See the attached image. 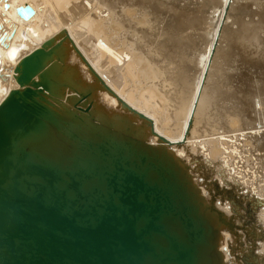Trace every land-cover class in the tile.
<instances>
[{"label":"water","instance_id":"1","mask_svg":"<svg viewBox=\"0 0 264 264\" xmlns=\"http://www.w3.org/2000/svg\"><path fill=\"white\" fill-rule=\"evenodd\" d=\"M60 47L24 54L0 100V264H215L214 227L169 154L98 118L89 91L57 106Z\"/></svg>","mask_w":264,"mask_h":264},{"label":"bare ground","instance_id":"2","mask_svg":"<svg viewBox=\"0 0 264 264\" xmlns=\"http://www.w3.org/2000/svg\"><path fill=\"white\" fill-rule=\"evenodd\" d=\"M234 1L236 0H206L204 4H206L207 6L210 4L212 5V4L218 3V4H215V6L218 5L216 8L221 7V9H224L227 13V14L225 13L227 16L228 13L231 15L233 13L230 11V9L232 11H235L233 10V8L237 7L236 6L237 3L235 4ZM237 2H239V0H237ZM263 2L261 4H264ZM26 3H30V5H32L35 8V13L30 18H27V19L21 16L17 12V7L21 4H26ZM242 3L243 5H245V7L247 6L246 3L249 4V2L240 1V3H238V6ZM257 3H260V2H257ZM101 4L102 5L104 4L107 7V9H109L112 12L114 16H119L121 18L128 16L126 13V11L128 10L127 8H129L127 12L131 10L147 12L148 15L151 16V21L153 23V30H150V27L148 25H143V26L138 27L139 31H142V35H143L142 42L140 43H134L130 39L122 40L120 36V32H121L120 28H116V29L113 28L112 30L114 31H112L110 26L105 24L102 14L99 13L103 9ZM204 4H203V7L206 9ZM232 4L233 5L235 4V7L233 6V8H231ZM190 5L191 3L187 0H0V37L2 35L4 36V40L0 39V100L9 92V90L12 87L18 86V82L14 75L15 73L14 69L19 59L24 54L28 53L35 47L40 46L41 43L46 38L54 36L56 42L58 43V45H61V47L58 51L54 53V55L52 56V60L48 62V64H52L55 67H57L56 79L58 78L61 81V87L59 91L62 97L61 96L59 98L55 97V99H57L58 101L57 106L60 109L64 107H68V106L74 107L72 102H75V100L78 98L81 92L89 91L88 99L89 101L93 102L91 111L98 118L102 119L103 121H107V122L112 121L113 123H115L116 129L123 131L125 134L133 135L137 137L138 139H141L142 142L149 145L150 147H155L161 151L164 150L165 152L169 154V157L172 159V161L181 171V175L185 179L188 186L194 191V195L197 201L199 202L200 210L208 218V220L214 227L215 241H214L213 249L216 252V256H215L216 263L215 264H264V209H263L264 208V189H261L260 187V185L264 186V122L259 118L257 119L258 121L256 120L258 124L257 122L252 124V122L245 121L246 125L242 127H238L239 129L232 130V132L241 131L240 132L241 134L232 133L230 143H226L225 141H223L226 139L220 138V134H226V131H230L227 127H225L227 128L225 130L220 129V131L216 130V132H213V133L206 132V134H201L202 135L201 137L194 136L193 133L195 132L192 133L193 136L190 135V131L186 132L187 134H185V132L182 131L184 132L185 136L184 134L183 136H180L179 134L175 135L176 131L173 132V130H171L170 125H169L170 122H168V119L170 117L168 116L169 118H167V116L165 115L167 113L164 111V108L167 105L169 107L172 104L175 105V103L177 102L172 103L170 105L167 104L171 102V100L168 98V96H170L169 95L170 91H168L167 89L168 85L162 84L159 78V76H162V75L164 76V73L162 72H165L167 70L159 69L155 71L154 66L152 65L150 61L151 58L155 59V56L154 55L152 56L150 52L148 53V51H146V48H145L148 45L144 43V40H147L145 35H150V34L152 35V33L154 32L155 38L154 37L152 38H154L155 40L154 39L153 40L157 41L158 43L157 45L156 44L155 45L160 47L161 50L163 49V52H165V53L160 52L161 53V54L159 53L160 55H157V54L156 55L158 56V58H161V56L162 58H164L167 55L166 52H168L166 49L172 48L170 46L167 47L169 36L168 38H166L167 35L163 36L164 34L171 32L169 34L170 36L173 33L172 35L173 38L177 37L179 38V40L181 39V41H183L186 38L192 39V33L196 34L198 29L199 31H201L200 28L204 30L202 26L204 27L205 21L207 23V21L210 20L208 18L209 16H207L206 18L205 14H202L204 13L200 9V8H203V7H200L202 5L199 4L197 8H195V6L192 7V5L191 6ZM259 5L258 6L256 5V7L258 8ZM248 6H250V4ZM251 7L252 6H250V8ZM254 7L255 6H253V8ZM262 7L264 6L262 5ZM235 9L237 10L238 7ZM251 9L247 10L245 8L244 10L245 11L247 10V11L244 13H246L247 15V13L251 11ZM208 10H211V9H208ZM252 11L251 13L248 14L250 15V17L248 18H245L246 15L243 16L244 13L242 14L241 17H239L242 22L241 24L242 27H239L241 28L240 31L237 28L240 25L237 24L238 22L235 23V20H237L238 18L234 16L235 14L241 15V13H237V12H235V14L232 15L234 18H237V19H234V21H232L231 23L232 24L234 23L233 25L236 24L238 26L236 27L235 25V28L233 27L229 28L228 25L230 24H227L228 28L227 27L225 28L226 30L234 29L232 30L234 32L229 30L230 33L232 34L235 33L236 31L235 29L237 28L239 31L238 35H240L239 38L240 37L241 38L239 39L235 37L237 34L236 35L233 34L235 35L233 39L236 40L237 38L238 41L240 40L241 44L243 42H246L245 44H247V42L249 43L251 42L253 44H256L257 42L258 43L262 42L263 44L264 35H262V37H259V36L262 33L261 31L263 30L262 26L264 24V9L262 10L260 8V9H257L256 11H253V12ZM205 12L207 15L208 13L207 9ZM210 12L212 13L213 10ZM210 12L209 14H211ZM239 12H240V9H239ZM255 14H257V16L259 14V16L256 17ZM214 15L218 17L216 22H214L216 19L214 21L212 20V23L214 25V30L213 28H210L205 25L209 29H212L214 32H213V37L211 38L212 39L211 42L208 43L207 41H209V39L205 40L206 38L205 39L203 38L208 44L206 45L205 49L202 48L204 49L203 50L204 53L201 52L203 53V55L201 54L203 56L202 57L203 66L200 64L201 62L199 64H200V70L202 69L201 66L203 67L201 71L202 73H200L201 75L199 76L198 75L200 72L199 70L197 72L198 74H197V77H195V79L204 80L205 77L207 78L208 76H210L208 75V72H210L211 70L210 73L212 74V72L217 69V68L213 69V71L211 69L217 66V62H216V65L214 63L218 58L217 56H219L220 58L225 52V50L223 49H226V48H223L224 46L223 47L221 46L220 49L222 50L217 49L218 39L219 40L221 39V41H223L225 45L227 41L225 42L222 39L225 38V40H227L228 35L226 34L227 35L226 37L219 38L220 33L222 31L225 32V30H222L224 29V22L221 23L219 21V17L221 18V15L213 12L211 16L214 17ZM138 22H139L138 19H132L131 17L128 18L127 20L128 24L134 23L136 26L141 25ZM202 22H203V25H202ZM208 28L207 30L209 32L212 31V30H209ZM196 29L197 31L194 33ZM259 29H262V30H260L258 34L257 31ZM149 30L151 32H149ZM203 30L201 32L206 34L205 32L207 31L203 32ZM238 31L236 32L238 33ZM226 33L229 34L228 31H226ZM126 35L128 37L131 36L128 32H126ZM200 36L202 37V34ZM209 36H212V35L210 34L208 35V37ZM182 37L185 39L182 40ZM199 37H198V40H199ZM259 38L261 39L259 40L260 42L258 41ZM191 39H189L190 42L187 43L188 44L187 46L192 45ZM228 40L229 42L231 41L230 36ZM181 41L178 43V46L180 43L181 44L183 43ZM193 42L194 41H192V43ZM229 42L226 43L225 47L227 45H228V48L229 46H231L229 45L230 44ZM235 42L237 43V41ZM171 43L173 44L172 41ZM171 43L169 42V45ZM222 43L220 45H223ZM258 43L256 44V46H259V45L261 46V47L259 46V50L262 47L264 48L262 44L258 45ZM196 44L198 43H195V45ZM231 44H233L232 47L235 46L234 42ZM245 44H242V45L244 46ZM253 44L252 46H254ZM199 45H201L200 42L197 46H198V49H201L202 45L200 47ZM236 45L238 46L240 45V43ZM140 46H143L144 48H141ZM178 46L176 47L177 49H178ZM138 47L140 48V52L138 51ZM232 47H230L231 50L234 49L235 51L236 46L233 49ZM240 48H243V47H241L240 45L239 50H241ZM250 48L252 47H249V50ZM180 49H183V48H179V51H181ZM246 49L247 48H245V50ZM172 50H174V47L172 48ZM172 50L169 49V51H172ZM219 50L221 51L222 54L220 53ZM231 50H229V52H232ZM259 50H256V52L258 53L257 57L260 56L263 59L262 60V65H263L264 50L261 49V52H259ZM199 51L200 50H198V52ZM217 51H219L221 55ZM172 52L171 53L169 52V53L173 57ZM181 52L183 53L184 51L182 50ZM247 52L249 53V51ZM256 52H254V55H256L255 54ZM187 53L188 52H186V54ZM216 53L219 54V55L217 54L216 56L217 58L214 57ZM244 53L245 52L242 53V56L246 54ZM251 54H249V56L247 55L248 59H250ZM225 55H223L222 57L224 58ZM229 55L231 57V53ZM229 55L227 56V58L225 57L226 58L225 60L228 59ZM247 56L245 55V57ZM213 57L216 58L215 61L212 60L214 59ZM253 57L255 56H252V58ZM194 58H198V57H194ZM175 59L177 60L178 58H175ZM190 59H192V55ZM190 59L189 57L187 58V60H190ZM198 59L201 61L200 58ZM259 59L260 58H258V60ZM170 60H168V62H170ZM181 60L178 59L179 65H181L180 64L181 62L179 63V61ZM225 60L223 59V61ZM243 60L245 61L247 59L245 58ZM217 61L219 63V60ZM194 62L196 63L199 61L194 60ZM194 62H193L194 67L193 65H191L192 63L191 64L189 63L190 65L188 67L191 68L192 66V68H195L194 70L197 71L195 67L196 64ZM250 62H254V61L247 60L246 63H249L250 65ZM186 63H188V61ZM213 63L215 67L213 66ZM260 63L259 65H261ZM159 64H161V61ZM173 64L178 65L176 61ZM224 64H227V61ZM224 64L223 65L221 64V66H224L221 69L226 68ZM254 65H252V67ZM170 66L172 67V65ZM219 66H217L219 71L216 70V72L214 71L213 73L214 74L218 73V76L220 77L219 78L217 77V78L221 79L222 81L224 77L223 75H225L224 71L226 69H224V71L223 70L220 71ZM171 67L169 68V71ZM177 67L174 69L175 71L178 69ZM186 67H187V64H186ZM188 67L186 69H188ZM250 67L247 66V68L251 70ZM257 68L258 66H256V70H254V72L257 71ZM195 71H194V74H195ZM194 74L192 75L195 76ZM249 75L250 74L248 73V76ZM157 76L158 78H156ZM251 76L253 75H250V77ZM229 77L231 78V76ZM157 81H158V84L156 85ZM206 81L208 80H205V82ZM67 82L69 84L70 82H74V85H71V86L69 85L68 87H66ZM172 82L174 81L172 80ZM217 82L219 83L220 81H217ZM206 83L205 84L203 83V84L206 86ZM224 83H226L225 79H224ZM184 84H187V83L185 82ZM210 85H213V84H210ZM220 85L222 86L221 82H220ZM217 86L216 88H218ZM192 88L193 86H191V89ZM205 90L207 89L204 88V91ZM204 91H203V94H204ZM198 92L197 90L195 91V98L193 95L192 100L194 101L193 103L194 105L192 106H194V108L199 111V108H201V103H202L201 100L204 101L202 98L205 99L206 97H203L201 93V97L197 99ZM214 92H217V91L214 90ZM219 92L220 90L217 93ZM260 92L262 93L258 94L259 99H260L259 107L258 108L255 107L254 109L256 113H259V114H261V112L264 110V95H262L263 94L262 90H260ZM189 93L191 96L190 90H189ZM222 94L226 95L227 92L226 94L224 93ZM67 95L69 96L67 97ZM207 95H208L207 97L210 96L209 94ZM170 97H172V94ZM215 97H217V95H215ZM225 99H227V97ZM229 101L231 100L229 99ZM172 102L174 101L172 100ZM180 103L178 105L180 106L183 105V103L182 104ZM204 103L206 104V101L203 102L202 105H204ZM212 104L214 105V103ZM226 104L227 103H225V106L227 107ZM205 106L204 107L202 106L203 109L206 108L208 105L206 107ZM243 107L245 108V106ZM177 109H178V106H177ZM184 109L185 110L188 109L189 111V107L186 108L184 106ZM221 109H224V108H220V110ZM237 110L239 111L240 109H237ZM243 110L244 109L240 110L243 113V115H241V113L240 114L237 113L238 111H236L235 109L236 111L235 115L239 114V116L241 115L240 117L241 119L246 120L248 119V117L246 116L245 112L248 113V111L244 110L245 111L244 112ZM175 111H176V106H175ZM180 112L183 113L182 111ZM205 113L207 112L205 111ZM221 114H222L221 117H224L223 116L224 114L223 113ZM174 115L172 114L171 116H174ZM227 115H229V112ZM209 116L211 115L209 114ZM216 116H217L216 119L220 118L218 117V115ZM185 118L187 117H183V120ZM195 118H192V119H195ZM208 118L209 120H211L210 119L211 117H208ZM255 118H256V114H255ZM178 121L179 120H177V122ZM191 121L193 122V120ZM214 121H217V120H214ZM218 121H221V119L220 120L218 119ZM256 124L259 126H257ZM187 125L185 126L187 127ZM192 126L193 125L190 126V129ZM221 127L222 126H220L219 128ZM195 128H197V126ZM181 129L182 128H180L179 131H181ZM190 129H187V130H190ZM255 129L256 130L262 129V130H259L255 134H249L251 132H248V130H255ZM204 137H210V139L204 138ZM250 138L252 140H249ZM253 142L255 144H253ZM258 149L259 151L261 149L262 152L261 151L257 152L256 150ZM257 182H259L260 185H257Z\"/></svg>","mask_w":264,"mask_h":264},{"label":"rangeland","instance_id":"3","mask_svg":"<svg viewBox=\"0 0 264 264\" xmlns=\"http://www.w3.org/2000/svg\"><path fill=\"white\" fill-rule=\"evenodd\" d=\"M187 1H189L190 3H191V5H192V7H194L195 6V8H197L198 6H199V4L200 5H202V6H200V7H203V4H204V2H206V0L204 1V0H187ZM203 1V2H202ZM240 1L241 2H249V4H250V6H252L251 8H253V6H255L253 9H251L250 8V6H248L249 4L248 3H246V7H245V5H243V3L242 4H240L239 6H238V3H240ZM251 1H253L254 2V4H256L257 6L259 5V4H261L262 2H263V0H258V1H256V0H251ZM250 0L248 1V0H239V2H237V0L236 1H234V3L236 4V6L238 7V9L236 10L235 8H237V7H235V4L233 5H231L232 7L231 8H233V6L235 7V8H233V10H235V11H232L231 9H230V11L231 12H233L232 13V15H234L235 14V12H237V13H241V15L239 16L238 14H235V16L234 17H237L239 20H240V18L239 17H241L242 16V14L244 13V12H246L247 10H250L251 9V11L253 10V11H256L257 9H264V7H262V5L264 6V4H261V5H259V7L257 8L256 7V5H254L253 4V2H251ZM99 2V1H98ZM200 2V3H199ZM257 2H260V3H257ZM195 3V4H194ZM233 3V2H232ZM264 3V2H263ZM193 4H194V6H193ZM215 4H218V3H215ZM215 4H210V5H207L206 6V4H204V6L206 7V9H207V11H208V13H207V15H206V9L203 7V8H200L204 13H202L201 11V13L202 14H205V16H206V18H207V16H209L208 18L210 19H207V20H209V21H211V22H209V21H207V23H206V21H205V23H204V27L202 26V28H204V30L203 29H201L200 28V30L202 31L203 30V32H205V31H207V32H205L206 34H204V33H202L201 31H199V29H198V31H197V29L194 31V33L196 32V34H193L192 33V39L191 38H189V39H191V44L192 45H189V46H187L188 44V42H190L189 41V39L188 38H183L182 37V40L183 39H185V40H183V41H181V39L179 40V38H177V37H175V38H173V33L171 34V36L169 35L170 33H167V34H164L163 36H165V35H167L166 36V38H168V36H169V40H168V45H167V47H174V50H172V48H169V49H171L172 51H169V49H166L168 52H166V54L168 55H166L165 57H166V59H165V57L164 58H162V56H161V58H158V56L157 55H160L161 53H165V52H163V49L161 50V48L160 47H158V46H156L158 43H157V41H154L155 39V35H154V32L152 33V35L150 34V35H145V37H146V39L147 40H144V43L147 45L145 48H146V51H148V53L150 52L151 54H152V56L154 55L155 56V59L154 58H151L150 59V61H151V63H152V65L154 66V70L155 71H157V70H159V69H165V70H167V71H165V72H162V73H164V76H166V77H164L163 75L162 76H159V78H160V80H161V83L162 84H164V85H168V87L167 86H165V87H167V89H168V91H170L169 93V95L171 96V94H172V97H170V96H168V98L171 100V102H169V103H167V104H172V103H175V102H177V103H175V105L174 104H172L170 107H172V108H170L168 105V108H167V106L164 108V111L167 113V114H165L166 116H167V118H169L168 119V122H170V128H171V130H173V132L174 131H176L175 133V135H177V134H179L180 136H183V134H184V132H185V134H187L186 132H189L190 131V135H192V133L193 132H195V133H193V135L194 136H202L201 134H206V132L207 133H213V132H216V130L217 131H220V129H229L230 131H226V134H220V138H224V139H226V140H223V141H225L226 143H230L231 142V136H232V133H237V134H241L240 132L241 131H234V132H232V130L233 129H239L238 127H242V126H244V125H246V122H252V124L253 123H255V122H257L258 120V118L259 119H261L263 122H264V110L261 112V114H259V113H256V111L254 110L255 109V107H259V102H260V99H259V96H258V94L259 93H262V92H260V90H262L263 91V94L262 95H264V83H262V82H264V62H263V65H262V58L259 56V57H257V52H256V50H259V44H262V42L261 43H258L256 40V42L258 43V45L259 46H256V44H253V43H249V42H247V44H245L246 42H243L242 44H245L244 46H245V48H247L246 50L247 51H249V53L245 50V48H244V46L241 44V42H240V40L238 41L237 40V38H239V36L240 35H238L239 34V31L241 30V28H239V27H242L241 26V24H242V22H241V20L239 21L237 18H234L231 14H229L228 13V15L226 16V11L224 10V9H221V7L220 8H216L218 5H216L215 6ZM251 4H253V5H251ZM102 5V4H101ZM190 5V6H191ZM242 5V6H241ZM213 6V7H212ZM102 7H103V11L101 10V12H99L100 14H102V16H103V19H104V22H105V24L106 25H109L110 26V28H111V30L114 28V29H116V28H120V36H121V39L122 40H128V39H130V40H132L134 43H140V42H142V38H143V35H142V31H139V28L138 27H140V26H143V25H148L149 27H150V30H153V23H152V21H151V16H149L148 15V13L147 12H144V11H129V12H127L128 10H129V8H127L126 10V13H127V15L128 16H125V17H123V18H121V17H119V16H114L113 14H112V12L109 10V9H107V7L103 4L102 5ZM213 9H212V8ZM247 9L246 11L244 10L245 8ZM248 7V8H247ZM243 8V9H242ZM203 9H205V10H203ZM208 9H211V10H208ZM217 9V10H216ZM239 9H240V12H239ZM243 11H242V10ZM213 10V12H215V13H218L219 15H221V18L219 17V21L221 22V23H223L224 22V29H222V30H225V32L224 31H222L221 33H220V36H219V38L220 37H226L227 35V38L229 39V36H230V42H229V40L227 39V40H225V38L224 39H222V40H224L226 43H230L229 45H231V46H229V48H228V45L225 47V45H226V43H225V45H224V42L223 41H221V39L219 40L218 39V48L217 49H220L221 48V46L223 47V48H226V49H223V50H225V52H224V54L223 55H225V54H227V55H225V57L227 58V56L231 53V57H230V55H229V57H228V59L227 60H225L226 58L224 57H220L219 58V56H217V54L219 53V51L220 50H222V49H220L219 51H217L218 53H216L215 55H214V57H216L217 58V60H219V63H221L222 65L224 64V63H226V61H227V64H224L225 65V67L226 68H224V69H226L225 71H224V69H221V68H223L224 66H221V64H219L218 63V61L216 60V58H214V59H212L213 61H215L214 63H215V65H216V62H217V66H219V68H220V71L221 70H223L224 72H225V75H223L224 77H223V79H222V81H221V79H218L220 76H218V73H213L214 71L216 72V70H218L219 71V69H218V67L216 66H214V63H213V66L215 67V68H211L212 69V71H213V69H216V70H214L213 72H212V74L210 73L211 72V70H210V72H208V75H210V76H208L207 78L205 77V79L203 80V79H195V77H197V72L200 70V64L203 66V61H202V55H203V50L205 49V47H206V45L209 43V42H211L212 41V37H213V30H214V25H213V23H212V20L214 21L215 19V21L214 22H216L217 21V18L218 17H216L215 15H214V17L213 16H211L212 14H213V12L211 13L210 11H212ZM218 11V12H217ZM242 11V12H241ZM251 11L249 12V13H251ZM252 11V12H253ZM199 12V13H200ZM209 12L211 13V14H209ZM200 13V14H201ZM226 13V14H225ZM249 13H247V15H246V13H244L243 14V16L244 15H246L245 16V18H248V17H250V15H248ZM209 14V15H208ZM230 15V16H229ZM256 15V17H258L259 16V14H258V16H257V14H255ZM132 18V19H138V23H140L141 25H135L134 23H132V24H128L127 23V20H128V18ZM211 17V18H210ZM216 17V18H215ZM234 19H237V20H235V23H237L238 25H240V26H238V25H236V27L239 29V31H238V29L236 28L235 30L236 31H238V33L235 31V33H233V34H237L236 36L235 35H233L232 33H230V31H232V30H234V29H225L226 27H227V24H230V25H228V27L229 28H235V25H233L231 22L232 21H234ZM170 20V19H169ZM239 22H240V24H239ZM209 23V24H208ZM212 23V24H211ZM151 24V25H150ZM208 24V25H207ZM211 24V25H210ZM232 24V25H231ZM202 25H203V22H202ZM208 26V27H210V28H213V30L212 29H209L208 27H206V26ZM263 26H264V24H263ZM262 26V29H259L258 31H257V33L259 34V31L260 30H262L261 32L263 33L264 32V27ZM227 27V28H228ZM207 28L209 29V30H212V31H208L207 30ZM206 29V30H205ZM149 30V32H151ZM167 30H169V29H167ZM230 30V31H229ZM112 31H114V30H112ZM226 31H228L229 32V34L228 33H226ZM126 32H128L131 36L130 37H128L127 35H126ZM198 32H199V34L201 35L202 34V37L198 34ZM201 32V33H200ZM232 32H234V31H232ZM260 32V33H261ZM261 33V35L259 36V37H262V35H264V33L262 34ZM212 35V36H209L208 37V35ZM224 35V36H222V35ZM227 34V35H226ZM206 35H207V37H206ZM232 35V36H231ZM196 36V37H195ZM199 37V40H198V37ZM237 37L236 38V40H234L233 39V37ZM152 37H154V38H152ZM232 37V38H231ZM163 38V37H162ZM178 40H177V39ZM181 38V37H180ZM194 38V39H193ZM205 39V40H208L209 39V41H205L204 39L203 40H201V39ZM241 38V37H240ZM239 38V39H240ZM263 38H264V36H263ZM262 38V39H263ZM152 39V40H151ZM154 39V40H153ZM175 39V40H174ZM196 39V40H195ZM233 39V40H232ZM175 42H174V41ZM242 40V39H241ZM259 40H261L260 38L258 39V41ZM135 41H137V42H135ZM171 41L173 42V44L171 43ZM176 41H178V42H176ZM183 42L182 44L180 43L179 44V46H178V43L179 42ZM185 41H187V42H185ZM192 41H194L193 43H192ZM196 41V42H195ZM219 41H221V42H219ZM235 41H237V43L235 42ZM243 41V40H242ZM263 41V40H262ZM169 42L171 43L170 45H169ZM186 44H185V43ZM199 42H200V44L202 45H199V47L201 46V49H198V44H199ZM202 42H204V43H202ZM223 42V43H222ZM234 42V45L236 46H233L232 47V45L233 44H231V43H233ZM260 42V41H259ZM195 43H198V44H196L195 45ZM223 44V45H220V44ZM238 43H240V45H241V47H243V48H240L241 50H239V47H240V45H236V44H238ZM156 44V45H155ZM186 46H185V45ZM193 44H194V46H193ZM205 46H204V45ZM252 44L254 45V46H252ZM154 45V46H153ZM181 45V46H180ZM178 46V49L176 48ZM247 46V47H246ZM252 47V48H250V50H249V47ZM262 46H264V41H263V44H262ZM141 48H144L143 46H140ZM157 47V48H156ZM230 47H232V49L235 47V51H234V49L233 50H231V48ZM238 47V48H237ZM255 47V48H254ZM257 47H258V49H257ZM261 47V46H260ZM160 50H159V49ZM179 48H183V49H180L181 51L183 50L184 52L182 53L181 51H179ZM202 48H204V49H202ZM176 49H177V51H176ZM192 49V50H191ZM200 50L199 52H198V50ZM231 50L232 52H229V50ZM255 51H254V50ZM261 49H263L264 50V48L262 47ZM261 49L259 50V52H261ZM226 50H228V51H226ZM138 51L140 52V48L138 47ZM194 51V52H193ZM233 51H234V53H233ZM241 51V52H240ZM154 52V53H153ZM161 52V53H160ZM172 52V54H173V57H172V55H170V53ZM186 52H188L187 54H186ZM190 52V53H189ZM193 52V53H192ZM201 52H203V53H201ZM236 52V53H235ZM243 52H245L244 54L247 56H249V54H251V52H252V54L250 55V59H248V56L247 57H245V55L244 56H242V53ZM254 52H256L255 54L256 55H254ZM160 53V54H159ZM176 53H177V55H176ZM192 53V54H191ZM200 53V54H199ZM220 53H221V51H220ZM219 53V54H220ZM229 53V54H228ZM157 54V55H156ZM182 54V55H181ZM192 55V59H190L191 58V55ZM202 54V55H201ZM218 54V55H219ZM222 54V53H221ZM220 54V55H221ZM241 54V55H240ZM180 55V56H179ZM188 55V56H187ZM190 55V56H189ZM196 55V56H195ZM237 55V56H236ZM170 56V57H169ZM176 56V57H175ZM181 56H183V57H181ZM252 56H255V57H253L252 58ZM178 58L179 60H184V61H179V63L181 64V65H179L178 64V59L176 60L175 58ZM180 57V58H179ZM186 57V58H185ZM189 57V59L190 60H187V58ZM194 57H198V58H200L201 59V61L198 59V58H194ZM243 57V58H242ZM257 57V58H256ZM171 60H170V59ZM173 58V59H172ZM229 58H231V59H229ZM238 58V59H237ZM239 58H240V60H239ZM247 59L248 61H254V62H250V65H249V63H246L247 62V60H243V59ZM256 58V59H255ZM258 58H260L259 60H258ZM154 59V60H153ZM156 59H158V60H156ZM175 59V60H174ZM223 59L225 60V61H223ZM233 59V60H232ZM164 60V61H163ZM168 60H170V62H168ZM194 60H196V61H199V62H194ZM230 60V61H229ZM261 60V61H260ZM157 61V62H156ZM160 61H161V64H159L160 63ZM174 61V62H173ZM175 61L177 62V64L178 65H174L173 63H175ZM188 61V63H186ZM190 61V62H189ZM212 61V62H213ZM229 61V62H228ZM232 61V62H231ZM159 62V63H158ZM166 63V64H164V63ZM193 62L197 65H195V67H196V70L197 71H195L194 69L195 68H192V66H191V68L190 67H188L191 63V65H193ZM201 62V63H200ZM223 62V63H222ZM242 62V63H241ZM262 65H259V63ZM164 65H163V64ZM171 63V64H170ZM190 63V64H189ZM198 63V64H197ZM200 63V64H199ZM256 65V66H258V68H257V71L260 69H262L261 71L259 70L258 72L257 71H255L254 72V70H256V66L254 65V64ZM186 64H187V67H188V69H186L187 67H186ZM231 64H233V65H231ZM241 64V65H240ZM254 65L253 67H252V65ZM258 64V65H257ZM163 65V66H162ZM170 65H172V67H174V68H172ZM155 66H156V68H155ZM171 67V69H170V71H169V68ZM178 66V67H177ZM201 66V68L203 69V67ZM212 66V67H213ZM243 66V67H242ZM247 66L248 67H250L251 68V70L249 69V68H247ZM259 66H261V67H259ZM178 68L176 71L174 70L175 68ZM180 67V68H179ZM193 67H194V65H193ZM263 67V68H262ZM232 68V69H231ZM243 68V69H242ZM174 71H173V70ZM179 69H180V71H179ZM191 69H193V70H191ZM202 69L200 70V72H199V76L201 75L200 73H202L201 71H202ZM245 69V70H244ZM172 70V71H171ZM234 70V71H233ZM253 70V71H252ZM194 71H195V74H194ZM248 71H250V72H248ZM252 71V72H251ZM177 74H176V73ZM192 72V73H191ZM227 72V73H226ZM230 72V73H229ZM256 73V74H254V73ZM263 72V73H262ZM234 73V74H233ZM242 73V74H241ZM248 73L250 74V75H253V76H251L252 77V79H251V77H250V75L248 76ZM253 73V74H252ZM166 74H168V75H166ZM171 74V75H170ZM174 74V75H173ZM186 74V75H185ZM188 74H190V75H188ZM192 74H194L195 76H193ZM228 74H230V75H228ZM184 75V76H183ZM215 75V76H214ZM172 76V77H171ZM173 76H174V78H173ZM178 76H180V77H178ZM182 76V77H181ZM229 76H231V78L229 77ZM254 76H255V78H254ZM259 76V77H258ZM170 77V78H169ZM184 77V78H183ZM189 77V78H188ZM218 77V78H217ZM225 77H229L228 79L227 78H225ZM249 77V78H248ZM156 78H158V76L156 77ZM167 78V79H166ZM173 78V79H172ZM179 78V79H178ZM190 78H192V79H190ZM212 78V79H211ZM166 79V80H165ZM175 79H176V81H175ZM185 79V80H184ZM188 79V80H187ZM220 81L221 82V84H222V86L220 85V82L218 83L217 81ZM224 79H225V82L226 83H224ZM232 79V80H231ZM244 79V80H243ZM249 79H251V80H249ZM254 79V80H253ZM172 80L174 81V82H172ZM182 80V81H181ZM195 80V81H194ZM199 80V81H198ZM205 80H208V81H206L205 82ZM188 81V82H187ZM204 81V82H203ZM215 81V82H214ZM251 81V82H250ZM187 83V84H184V83ZM190 82V83H189ZM192 82H193V84H192ZM196 84H195V83ZM200 82V83H199ZM201 82H203L204 84L206 83V86L203 84V83H201ZM214 82V83H213ZM224 83V85H223V83ZM237 82V83H236ZM239 82V83H238ZM172 83H173V85H172ZM175 83V84H174ZM182 83V84H181ZM218 83V84H217ZM262 83V84H261ZM158 84V81L156 82V85ZM171 84V85H170ZM189 84V85H188ZM203 84V85H202ZM210 84H213V85H210ZM215 84V85H214ZM218 86H217V85ZM261 84V85H260ZM201 85V86H200ZM210 85V86H209ZM173 88H172V87ZM187 86V87H186ZM191 86H193V88L191 89ZM196 88H195V87ZM204 86V87H203ZM216 86L218 87V88H216ZM227 86V87H226ZM231 86V87H230ZM248 86V87H247ZM198 87H199V89H200V91H199V89H198ZM212 87V88H211ZM225 89H224V88ZM171 88V89H170ZM188 88V89H187ZM204 88H206L207 90H205L204 91ZM223 88V89H222ZM229 88V89H228ZM261 88V89H260ZM174 89V90H173ZM194 89V90H193ZM216 90L217 92L220 90V92L219 93H217V92H214V90ZM258 89V90H257ZM189 90H190V92H191V96H192V98H191V96H190V93H189ZM193 92H192V91ZM197 90V92H198V96H197V99L198 98H200L201 97V93H202V96L203 97H206L205 99L204 98H202L204 101H202L201 100V108H199V111L198 110H196L195 108H194V106H192V105H194L193 103H194V101L192 100L193 99V95H194V98H195V91ZM204 91V94H205V96H204V94H203V91ZM172 91V92H171ZM175 91V92H174ZM202 91V92H201ZM227 92V94H226V92ZM183 92V93H182ZM211 92H213V93H211ZM215 93H217V94H215ZM222 93H224V94H226V95H223ZM207 94H209L210 96L209 97H207L208 95ZM217 95V97H215V95ZM221 94V95H220ZM184 95H185V97H184ZM200 95V96H199ZM212 95V96H211ZM222 95H223V97H222ZM229 95V96H228ZM232 95H233V97H232ZM187 96V97H186ZM190 96V97H189ZM221 96V97H220ZM227 97V99H225L226 97ZM254 96V97H253ZM174 97H175V99H174ZM179 97V98H178ZM181 97V98H180ZM183 97V98H182ZM214 97V98H213ZM228 97H230V98H228ZM252 97V98H251ZM190 100H188V99ZM208 98V99H207ZM220 98V99H219ZM222 98V99H221ZM176 99H177V101H176ZM180 99V100H179ZM183 99V100H182ZM229 99L232 101H229ZM238 99V100H237ZM172 100L174 101V102H172ZM211 100V101H210ZM213 100V101H212ZM214 100H216V101H214ZM225 100V101H224ZM183 101V102H182ZM186 101V102H185ZM206 101V104L204 103V105H202L203 104V102H205ZM242 101H243V103H242ZM247 101V102H246ZM181 102V103H180ZM224 102V103H223ZM257 102V103H256ZM182 104L183 103V105H178V104ZM184 103H186V104H184ZM210 105H209V104ZM212 103H214V105L212 104ZM219 103V104H218ZM225 103H227L226 105H227V107L225 106ZM231 103V104H230ZM242 103V104H241ZM253 103V104H252ZM188 104H190V105H188ZM217 106H216V105ZM230 104V105H229ZM188 105V106H187ZM207 107H206V106ZM234 105V106H233ZM247 105V106H246ZM257 105V106H256ZM175 106H176V111H175ZM177 106H178V109H177ZM180 106V107H179ZM182 106H183V108H182ZM184 106L187 108V107H189V111H188V109H184ZM205 106L206 108H207V110H206V108H204L203 109V107ZM216 106V107H215ZM236 106H237V108H236ZM241 106V107H240ZM243 106H245V108L243 107ZM192 107V108H191ZM213 107V108H212ZM232 107V108H231ZM180 108H182V109H180ZM212 108V109H211ZM220 108H224V109H221L220 110ZM227 108H229V109H227ZM165 109H167L168 110V112H167V110H165ZM170 109H171V111H170ZM195 109V110H194ZM203 109V110H202ZM234 109V110H233ZM235 109H236V111H238L237 109H240V110H242V109H244V110H246V111H248V113H246L244 110V112H245V114H246V116L248 117V119H246V117H245V119L246 120H244V119H241L240 117H241V115H243V113L239 110L237 113H241V115L239 116V114H236L235 115V113H236V111H235ZM174 110V111H173ZM184 111L183 113H181L180 111ZM194 110V111H193ZM211 110V111H210ZM188 111V112H187ZM190 111H192V112H190ZM197 111V112H196ZM205 111L207 112V113H205ZM219 111V112H218ZM221 111V112H220ZM226 111H228L229 112V115H227L228 114V112H226ZM235 111V112H234ZM170 112V113H169ZM171 112H173V113H171ZM179 112V113H178ZM186 112H187V114H186ZM190 112V113H189ZM199 112V113H198ZM202 112H204V113H202ZM210 112V113H209ZM226 112V113H225ZM230 112H231V114H230ZM174 113H175V115H174ZM185 113V114H184ZM189 113V114H188ZM192 113V114H191ZM195 113V114H194ZM198 113V114H197ZM211 115V116H209V114ZM217 113V114H216ZM220 113V114H219ZM221 113H223L224 115V117H221L222 116V114ZM169 114V115H168ZM173 114L174 116H171V115ZM178 114V115H177ZM201 114V115H200ZM225 114H226V116H225ZM255 114H256V118H255ZM177 115V116H176ZM184 115V116H183ZM189 115V116H188ZM190 115H191V117L192 118H195V119H192L191 117H190ZM198 115V116H197ZM203 115V116H202ZM208 115V116H207ZM216 115H218V117H220V118H218L219 120L221 119V121H218V119H216L217 118V116ZM220 115V116H219ZM169 116V117H168ZM182 116V117H181ZM214 116H216V117H214ZM250 116V117H249ZM171 117H172V119L174 120H172L171 119ZM183 117H187V118H185L184 120H183ZM203 117V118H202ZM208 117H211L210 119L211 120H209V118ZM263 119H262V118ZM213 118V119H212ZM249 118H250V120H249ZM253 118V119H252ZM255 118V119H254ZM189 119V120H188ZM193 120V122L191 121V120ZM206 121H205V120ZM224 119V120H223ZM239 119H241V120H239ZM171 120V121H170ZM177 120H179L178 122H177ZM181 120V121H180ZM188 120V121H187ZM213 120V121H212ZM214 120H217V121H214ZM257 120V121H256ZM183 121V122H182ZM190 121V122H189ZM200 121V122H199ZM242 123H241V122ZM246 121V122H245ZM173 122V123H172ZM181 124H180V123ZM188 122H189V124H188ZM219 122V123H218ZM244 122H245V124H244ZM177 123V124H176ZM179 123V124H178ZM192 123V124H191ZM221 123V124H220ZM226 124V126H225V124ZM188 124V125H187ZM220 124V125H219ZM224 126H223V125ZM257 124H258V122H257ZM256 124V125H257ZM182 126V127H180V126ZM185 125H187V127L185 126ZM191 125H193L192 127H191V129H190V126ZM197 126V128H195V127ZM201 126V127H200ZM220 126H222L221 128H219ZM257 126H259V125H257ZM185 127V128H184ZM198 127H200V128H198ZM225 127H227V128H225ZM173 128V129H172ZM180 128H184L183 130L181 129V131H179L180 130ZM175 129V130H174ZM178 131H177V130ZM187 129H190V130H187ZM197 129V130H196ZM194 130V131H193ZM204 130V131H203ZM210 130V131H209ZM259 130H262V129H255V130H248V132H251V133H249V134H255L256 132H258ZM182 131H184V132H182ZM203 132V133H201V132ZM181 132V133H180ZM197 132V133H196ZM185 134H184V136H185ZM192 135V136H193ZM218 136V135H217ZM216 136V137H217ZM200 137H198V138H200ZM204 138H208V139H210V137H204ZM249 140H252L251 138L249 139ZM253 144H255L254 142H253ZM254 151V150H253ZM257 152L259 151V149L258 150H256ZM260 151L262 152V150L260 149ZM259 151V152H260ZM257 185H260V183L259 182H257ZM260 187H261V189H264V186L263 185H260ZM264 209V208H263Z\"/></svg>","mask_w":264,"mask_h":264}]
</instances>
